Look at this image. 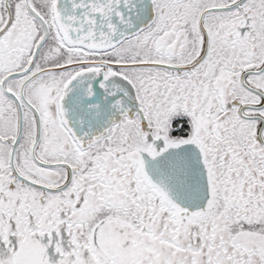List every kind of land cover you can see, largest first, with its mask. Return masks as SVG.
Instances as JSON below:
<instances>
[{
    "label": "snow or ice",
    "instance_id": "1",
    "mask_svg": "<svg viewBox=\"0 0 264 264\" xmlns=\"http://www.w3.org/2000/svg\"><path fill=\"white\" fill-rule=\"evenodd\" d=\"M0 264H264V0H0Z\"/></svg>",
    "mask_w": 264,
    "mask_h": 264
}]
</instances>
